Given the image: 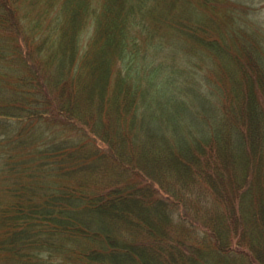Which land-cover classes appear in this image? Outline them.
I'll use <instances>...</instances> for the list:
<instances>
[{"label": "trees", "instance_id": "trees-1", "mask_svg": "<svg viewBox=\"0 0 264 264\" xmlns=\"http://www.w3.org/2000/svg\"><path fill=\"white\" fill-rule=\"evenodd\" d=\"M216 1L0 0V264H264V44Z\"/></svg>", "mask_w": 264, "mask_h": 264}, {"label": "rangeland", "instance_id": "rangeland-1", "mask_svg": "<svg viewBox=\"0 0 264 264\" xmlns=\"http://www.w3.org/2000/svg\"><path fill=\"white\" fill-rule=\"evenodd\" d=\"M262 2L256 3V5H250V7L247 5L238 4L236 0H218L216 1L215 10L212 11L207 10V14L211 17L208 18V15L206 16L207 21L213 20V25L215 27L218 26V24L221 23L220 14L224 12L225 9H228L232 7L235 12V17L239 18L245 22L243 25L247 26V28H250L251 26L253 28H250L255 30L254 32H251L249 35L247 30V34H245L244 38L246 40H251L253 38V41H255V36L260 37L264 44V0H261ZM241 20V21H242ZM212 23V21H211ZM242 26V28H244ZM224 29V27H223ZM221 28L220 31H223ZM2 203V202H1Z\"/></svg>", "mask_w": 264, "mask_h": 264}]
</instances>
